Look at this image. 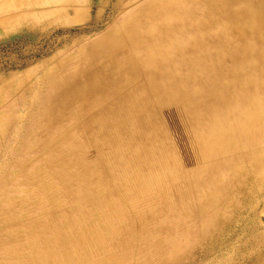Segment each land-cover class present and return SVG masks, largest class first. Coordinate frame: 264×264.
Instances as JSON below:
<instances>
[{"label": "bare ground", "instance_id": "6f19581e", "mask_svg": "<svg viewBox=\"0 0 264 264\" xmlns=\"http://www.w3.org/2000/svg\"><path fill=\"white\" fill-rule=\"evenodd\" d=\"M100 1V7L109 4ZM198 2L140 3L91 44L88 56L57 64L1 100L11 115L0 120L1 155L10 162L8 171L0 166V200L43 217L27 228L26 246H0V264H158L165 254L173 259L185 252L195 232L202 233L197 223L206 220V200L230 188L217 171L233 178L248 164L247 185L231 181L251 199V167L263 166L264 154L255 149L246 165L238 155L264 128V56L246 40L220 44L229 23L206 15L196 21ZM88 3L0 0V28L24 19L32 24L42 14L63 19L71 13L68 21L76 22ZM41 27L26 31L37 35ZM16 107L33 114H18ZM172 212L191 215L165 216ZM15 223L7 214L0 240L16 238Z\"/></svg>", "mask_w": 264, "mask_h": 264}, {"label": "rangeland", "instance_id": "374dc122", "mask_svg": "<svg viewBox=\"0 0 264 264\" xmlns=\"http://www.w3.org/2000/svg\"><path fill=\"white\" fill-rule=\"evenodd\" d=\"M87 1L89 3L86 6V12L76 22L68 21L72 17L71 13L63 19L45 18L42 14V19H36L32 24L30 21L24 19L19 25L13 24L0 28L1 122H8L11 115L7 107H2L1 100L5 99V96L14 91L18 85L21 88L25 87L27 89L29 85H32V83L49 70L53 69L52 71H55L58 67L57 64L64 63L70 65L72 61L74 62L79 57L84 58L88 56L90 54L88 48L98 37L108 32L110 28L120 27L122 20L126 19L135 7L139 6L140 3L142 4L150 0H121L123 5H120L121 1L103 0V3L109 2L105 7L99 6L100 0L99 2L96 0ZM117 4L119 5L117 6L118 8H116ZM197 6L195 11L196 21L201 15H204L205 20L206 15L207 18L225 20L229 23L226 33L220 38H227V40L224 42L222 40L220 44L226 43L227 46H232L234 45L230 44L232 41L238 39L246 40L254 46L256 44V50L260 52L262 57L264 56V0H200ZM55 11L58 10L56 9L52 12ZM248 20H253L258 26L256 28L247 27L245 24ZM220 22H214L207 29L217 27ZM34 25L37 27L43 26L40 29V33L37 35L28 34L26 29L33 30ZM43 86L40 85L37 91L42 96L46 94V86ZM40 88L44 90L41 91ZM26 97L31 100V95H27ZM38 104L35 102L34 106ZM15 111L19 112L18 114L23 113L24 116L33 114L28 107H16ZM29 125L32 127L31 122ZM0 132L2 131L0 130ZM23 139L22 137L19 140L20 144H22L21 140ZM244 144V150L242 153H239L238 161L246 165L250 160L251 152L255 151V149H260L261 153L264 154V128L255 132ZM4 149V147L0 148V166L3 170L8 171L10 169V162L6 158L2 159L3 155H1L4 153ZM89 152H91L89 153L90 158L94 160L96 153L92 150ZM16 159H18V156H12L10 161ZM251 169H254L255 174L253 176L256 183L253 195H251V199L248 201L236 191L237 185L234 182L237 178L243 181L244 185H247L249 178L247 174L250 172L248 164L245 166L242 175L237 174L233 178L227 177L231 172L220 171L218 173L217 171V177L229 185L230 188L227 190L229 193L226 191L224 195L217 194L211 199L207 198L209 199V201L206 200L209 203L207 205L209 211H207V216L204 215V218L206 216V220L199 224L197 223L202 233L195 232L197 237L187 243L188 246H186L187 250L185 252L178 254L173 259L169 254H165L162 259L158 260V264H256L257 260L264 261V183H262L264 182V176H262L264 165L259 167V169L256 166L254 168L251 167ZM55 184L60 185L56 180ZM9 185L6 186L7 188L5 187L7 191L11 190V186ZM10 192L15 193V190H11ZM19 197L25 198L23 195H19ZM0 201H2L0 203V224L5 220L7 214L17 217V223L11 229L17 231V236L13 239L15 241L12 240L10 243H5L6 239L2 235L0 246H4V249L9 248V246H26L28 241V237L25 234L26 230L31 223H40L43 217L42 213L32 207L33 209L30 210L28 215L25 212V214H22L23 212L19 211L13 204L7 203L5 200ZM22 203L24 207H28L27 201H22ZM189 213L172 212L165 216L170 218L183 217ZM39 216L41 217L39 218ZM29 218L32 219L30 220ZM2 250L0 251V258H3L4 255V251L2 252ZM144 255L146 254L142 253L140 258ZM141 264H152V262L149 259H145Z\"/></svg>", "mask_w": 264, "mask_h": 264}]
</instances>
